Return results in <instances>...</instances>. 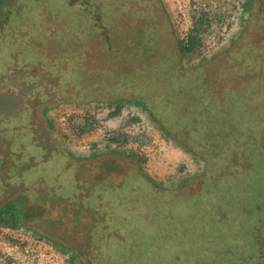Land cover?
I'll return each mask as SVG.
<instances>
[{
  "label": "rangeland",
  "instance_id": "1",
  "mask_svg": "<svg viewBox=\"0 0 264 264\" xmlns=\"http://www.w3.org/2000/svg\"><path fill=\"white\" fill-rule=\"evenodd\" d=\"M12 1L14 0L10 2ZM60 1L61 6L55 0H49V3L45 1L30 3L24 14L31 17L34 22L31 25L34 27L28 31L25 44L20 46L19 43L18 47V43L7 40L1 47L0 101L4 103V107L0 112L4 114L5 108L13 105L15 98L22 104V99L25 100L28 95H33L34 89L38 90L36 83L30 81L28 75L8 74L10 51H17L20 48L28 61L43 60L47 65H50L48 62H54L53 65H56V70L59 69V72L63 71L61 68L67 65L69 69L65 70V80L76 83L80 81L88 86L85 85L86 88L79 86L81 91L76 93L75 98L39 106L37 110L39 119L47 127L50 142L45 145L52 144L65 155L64 173L70 180L73 178L74 166L77 167L76 172H80L82 178L89 176L88 174L92 178L94 174L90 171L95 169V165L92 164V167L82 165L89 164L98 158L114 156L133 163L138 176L147 179L152 189L164 193L158 194L156 198L161 200L160 196L164 195V201L169 204L161 209V203L156 205L154 199L137 211L131 210L133 217L127 225L138 226L141 236L146 234V240L147 235L152 234L156 229L158 221H156L155 213L157 211H160L162 216H175L189 210L192 201L185 195L189 190L197 189L198 182L207 176L209 165L206 158L214 156L212 151L205 153L199 151L200 149L195 148L191 145L192 143L173 133L158 118L152 101V98L156 96L165 95L173 98L174 101L177 100L181 107L186 105H184V99L173 94L174 91L166 82L165 76L160 77L157 82L150 83L147 73L150 65L155 62L149 60L157 59L158 62V59L175 55L169 63L175 68L177 66L181 75L205 65H214L226 50L238 42L241 32L252 27L253 18L257 12V1L159 0L157 32L153 31L158 34L146 37V41L144 40V44L148 46L144 49L145 54L143 57L140 53L137 54L141 62L132 58L129 51L136 49L137 44L133 39L127 40L123 31L110 30L111 46H106L102 36L95 32L87 9L76 5L69 8L64 3L65 0ZM15 3L18 9L24 5L20 0H15ZM87 6L91 7V5ZM56 24L58 28L53 33L52 39L50 30ZM189 39L193 40V49L184 51L179 58L176 56L179 47L185 45ZM128 62L133 64L134 72L131 75L123 74L127 67H130ZM71 68L76 69L74 71L76 74L69 71ZM140 86L145 87L141 89ZM33 87L35 88L32 89ZM31 89L32 92H30ZM44 89L46 92L50 91L49 87ZM42 91L43 89H40L39 96L43 95ZM34 96L38 98L37 95ZM216 123L217 121L214 124L211 121L208 128H215ZM5 127L3 125V129ZM257 130L261 131L262 128L258 125ZM7 138V136L0 137V154L6 152L9 156L8 153H13L15 148H12ZM214 142L208 144L212 146L216 144ZM202 144L204 146L206 143ZM211 165L215 171L213 178L216 179L223 168L213 161ZM228 167L226 168L230 171V166ZM236 174L233 173L230 176L234 184L239 181ZM18 192L14 187L7 195L12 197ZM16 196L12 198L15 209L25 210L30 193ZM5 199L6 196L0 198V205ZM210 201L214 202L215 217L213 218L216 225L222 227L223 223L228 226L226 222L229 221L228 213L225 212V208L218 211L220 206L218 190L211 194ZM86 203L89 207L94 206H90L92 203L90 205ZM47 204L49 205L43 206V208H49L47 218L50 216L53 219L56 216L62 218L61 226L63 227H54L55 232L62 234L66 228L71 230L65 232V236L62 235L68 245L65 246L40 232L38 228L31 227L28 224L31 218L25 222L18 221L15 225L4 218L2 222L0 221V264H90L91 257L87 254L89 250L86 240L95 242L93 247L95 255L104 252L102 247H106V244L101 246L99 240L103 236L99 234L100 231L95 232V226L92 229L94 231L87 234L88 221L79 219V226L73 229L68 204L58 203L50 198ZM74 204L79 205L77 202ZM59 206L62 208L60 216L57 214ZM238 207L235 208L238 209ZM85 215L91 214L84 213L82 217ZM43 216L44 214L39 215L37 220H42ZM91 216L95 221V217ZM164 219L167 218L164 217ZM261 219L264 223V217ZM245 222L246 219L239 216L237 226H242ZM123 231L125 230H121L125 233ZM104 238L108 243V235ZM218 240L220 243L221 238L216 237L215 242ZM224 240L230 246L236 244L239 246L240 243L246 247V237L243 235L226 237ZM75 249L83 250L86 256H82ZM191 255L195 260L199 258L196 252H192ZM228 257L229 253L222 255V263L228 261Z\"/></svg>",
  "mask_w": 264,
  "mask_h": 264
},
{
  "label": "trees",
  "instance_id": "2",
  "mask_svg": "<svg viewBox=\"0 0 264 264\" xmlns=\"http://www.w3.org/2000/svg\"><path fill=\"white\" fill-rule=\"evenodd\" d=\"M23 1L28 8V5L34 3L35 0ZM14 5L9 8L10 6L5 0H0V28L4 30L3 44L7 40L13 42L17 40V37L22 38L23 31H27L31 27L22 21L21 17L20 20H14L18 14L13 9ZM27 20L29 24L34 23L29 18ZM106 23L107 21L102 18H95V32L102 36L106 46H111L109 35L111 29ZM8 31H10L9 36L6 34ZM193 45V40L189 39L185 45L180 46L179 58L184 51L192 50ZM19 54H21L20 50L11 52V58L17 61L16 55L19 56ZM173 58H170L168 62ZM170 63L168 64L170 68L165 71L167 83L174 91L173 94L184 99L186 106L181 107L182 105L178 104L177 100L174 101L173 98H168L165 95L156 96L152 98L156 115L173 133L186 139L188 143H192L191 145L200 149L199 151L202 153L211 151L214 153L211 158H206L209 171L207 176L198 182L197 189L189 190L185 195L192 201L186 213L176 214L167 220L163 218L160 211L155 213L158 224L156 223L155 231L147 235L146 240V234L141 236L138 226L129 227L125 225L127 222L123 225L125 233H122L120 229L115 231V227L112 225H104L103 222L96 219L98 215H101L100 207H90L89 212L95 217V232L96 230L100 231L99 234L103 236L99 242L101 245L106 244V247H103L104 252H100V258L103 259V263L100 264H243V259L248 256H252V260H245V264H264V223L261 221V218L264 217V130H257V116L253 115L255 113H251L250 109L245 110L239 104V102H248V99L242 98L237 102L231 95L223 99L226 103L223 102L222 105L219 97L220 91H217V94L211 93L215 89L214 85L211 86L203 79L193 87L188 81H185L183 78L185 76L181 75L180 71ZM55 66L51 64L50 68L54 71L56 70ZM145 67L147 69V66ZM161 67V63L157 61L150 65L147 74L151 84L154 81H159ZM58 72L59 69L55 73ZM51 74L49 73V75ZM33 75L37 77L39 83L41 82L39 86L42 88L54 85V89L57 85V83L47 82L46 79L41 81L43 74L38 71ZM204 75H206L204 70L198 71L193 79L202 78ZM140 87L142 89L145 86ZM211 121L213 124L217 121L215 124L217 126L209 129ZM213 141L216 144L212 146L208 144ZM202 143L206 144L203 146ZM13 144L12 148H15L19 143ZM20 147H22L20 150H24L25 144L20 143ZM20 156L21 153L12 155L9 153V157L2 160L0 163V186H2V181L3 183L7 181L8 183L12 181L21 183L24 188L16 195L31 192V198L36 203L48 206L50 197L47 193L38 194L43 183H31L32 188L28 189L27 179L22 168L24 165L26 166V162L21 160ZM212 161L223 168L221 169L222 173L217 172L216 179L213 178L215 171L211 165ZM231 164L234 166L232 167ZM228 166H230V171H228ZM18 171L19 173H17ZM233 173H238L236 174L239 178L238 183L234 184L230 180ZM6 176L8 177L6 178ZM84 187L86 186L84 185ZM2 189L0 197L6 196V199L0 205V221L2 222L5 218L12 225H15L20 218L27 221L30 217L31 207L22 211L14 210L12 198L16 195L12 197L7 195L11 190L9 184H5ZM217 190L220 193L218 211L225 208V212L228 213L229 221H226L228 226L222 223L224 227L216 225L215 218H213L215 217V206L214 202L210 201V197ZM184 201L187 200L184 199ZM55 202L59 201L55 200ZM156 202L161 203V200L157 199ZM88 203L89 205L92 203L90 206L94 205L93 202L88 201ZM236 206H239L238 209L235 208ZM61 209V206L57 207L58 215L61 214ZM83 211L84 209L76 208L72 216L75 220L81 219L88 223L92 221L91 215L81 216ZM32 212V214H37L33 210ZM46 216V214L43 216L45 222H47ZM239 216L246 219L242 226H237ZM76 217L79 218L76 219ZM49 221L47 223L51 224L52 220ZM165 221L168 222L165 224ZM89 226L92 228L91 224ZM87 230V234L94 231ZM105 235H108V243L104 238ZM236 235L246 237V247L237 244L230 246L225 242V237ZM216 237L221 238L220 243L219 240L215 242ZM244 248H249L251 252L259 250L256 259L255 253L247 252L249 254L243 256ZM192 252H196L199 258L195 260L191 255ZM227 253H229L228 261L222 263L221 257ZM96 261L98 262V260Z\"/></svg>",
  "mask_w": 264,
  "mask_h": 264
},
{
  "label": "flooded vegetation",
  "instance_id": "3",
  "mask_svg": "<svg viewBox=\"0 0 264 264\" xmlns=\"http://www.w3.org/2000/svg\"><path fill=\"white\" fill-rule=\"evenodd\" d=\"M5 1L7 5L10 6L9 8L15 4L14 9L18 14L16 13L17 17L14 20H18L21 17L20 19H22V21L31 25L27 20V18L31 19V17L24 14L25 10L28 9L27 4H24L18 9L16 7L15 0L12 2H10L11 0ZM44 1L49 3V0H35L33 2L41 3ZM256 1L257 12H255V18H253L252 27H248L241 32L238 42L233 44L230 49L226 50L225 54L217 61V63H214V65H205L200 68L190 70L183 78L193 87H195L196 84L198 85L203 79L210 83L211 86L214 85L215 89L214 91H211V93L217 94V91H220L219 97L222 105L223 102L226 103L223 99L226 97L228 98L231 95L235 97L237 102L242 98L248 99V102H239V104H241L242 108L245 110L250 109L251 113H255L253 115L257 116V126L259 125L262 130H264V0ZM55 2L60 4V6L62 4L60 0H55ZM159 2V0L64 1L69 8L75 7L74 5H76L80 6L82 9H87L93 28H95V18H102L107 21L108 24L106 23V25H109L111 30L123 31L127 40L133 39L137 44V48L133 51L130 50L129 52L132 54V58H136L137 62L142 61L139 57H137V54L139 55L140 53V56L143 57L145 54L144 49L148 47L144 44V40L146 41L147 39L146 37H152L158 34H155L153 31L157 32V18H159L158 13L160 12L158 11ZM87 5H91V7ZM22 10L24 11L21 12ZM3 15H5V13H3ZM33 27L34 26L31 25L27 31L24 30V36L22 38H16L17 40L14 42H16V44L18 43V47L19 43L20 46L25 44L24 42L26 38H28L29 34L28 31ZM56 27L58 28L57 24L50 30L52 31L50 33L51 38L57 29ZM6 34L9 36L10 31ZM3 41L4 30H1L0 28V50L1 47L4 46ZM18 50L21 51V54H19V56L16 55L17 61L11 58V52H16V50L10 51L9 53V63L7 65L9 66L8 74L28 75L29 80L36 83L38 90L33 87V95H28L25 100L21 98L23 101L22 104L17 98H15L14 104L9 108L6 107L7 109L5 108L6 112L4 114L0 112V137L5 138L7 136V139L9 140L8 142L12 146L14 145L13 143H19L15 147L16 150L14 149L13 153H21V160L26 162V166L24 165L22 168L25 174L24 176L27 179L28 189L32 188L31 183H43L41 184V188L38 192L47 193L49 197L51 196L50 199H54V201L57 200L63 204H68L70 206L68 208L71 215V226L73 229L77 228L80 223L79 220H75L72 216L74 213L73 211H75L76 208H80L84 209L81 216H83L84 213L90 214V207L86 202L93 200L94 202H92L94 203V207H100L101 210V215L96 217L97 220L99 219L100 222L104 223V225H112L115 227V231L118 229H120V231L124 230L123 225L126 222L127 224L130 223L129 220L133 217V214L131 215L132 211H137L139 208L147 206L148 202L150 200L154 201V199V202L157 205L158 203L156 201L157 199L159 200V198L156 197L158 194L164 193L157 191L156 189H152V185L147 179L138 176L133 163L130 161L126 162L114 156H106L95 159L89 163L90 165L88 163L83 164L82 166L87 167H92V164L95 165V169L93 168V170L90 171L94 174L93 177L91 176L92 178L89 177L90 174H88L89 176L82 178L80 176V172H76L77 167L75 168L74 166L72 168V170H74L73 178L70 180L68 175L64 173L66 169V167L63 166L65 163L64 160H66L64 157L65 155L60 152L56 146L53 145V147L52 144L45 145V143H50L48 141L47 127L41 123L42 120L39 119L40 116L37 110H39L38 108L41 105L46 106L47 104H54L67 99L75 98V96L77 97L76 93L81 91L79 86H84V88H86L88 85L80 81L76 83L72 80H65V70L69 69L67 65L65 68H61L63 71L55 73L56 71H52V68H50L51 64H55L54 62H48L50 65H47L43 60L28 61L24 58L22 49L18 48ZM176 56L180 57L179 49L178 55ZM173 57L175 58V55H168L166 59H158V62H160L162 66L160 77L165 76V71L170 68L168 67V60ZM132 58L130 57L131 61ZM149 61L155 62L157 59H150ZM127 64L130 65V67L126 66L127 70L125 71V75H131L134 72L133 64L131 62H128ZM75 70L76 69L71 68L69 71H73L71 73L76 74L74 72ZM145 70H147L146 67ZM202 70L206 72V75L196 80L193 79L195 78V73ZM36 71L43 74L41 81L42 79H46L47 82H52V84L57 83L58 86L56 85L54 89V85L49 86L50 91L46 92L44 89L46 87H40L39 85L41 82L39 83L37 77L33 75ZM49 73L52 74L49 75ZM177 73H179V71H177ZM165 78L167 79V76H165ZM30 81L28 82L29 84ZM167 81L168 80H166V82ZM32 89L30 92H32ZM40 89H43L41 92L43 95L39 96ZM34 95H37L38 98ZM1 99L3 100V97H1ZM3 107L4 103L0 101V110ZM247 112L250 114L249 111ZM3 125L6 126L5 129H3ZM20 143L25 144L24 150H20L22 148L20 147ZM13 153L10 154L12 155ZM6 157V152L4 154H0V163ZM13 159L15 160L14 157ZM112 163L114 166H109ZM17 173H19V171ZM7 177L8 176H6V178ZM1 184L0 193H2L1 191H3L2 188L5 184H9L11 189L15 187L19 192L24 188L21 183L15 181H12L11 183H8V181L3 183L2 181ZM84 185L86 187H84ZM28 193H30V199L28 198V202H26V208L29 209V207H31L29 217L31 218V221H29L28 224L31 227L38 228L40 232L67 246L68 243L64 239V236L65 232L67 233L71 230L66 228L63 230L62 234L60 233L61 235L55 232L56 229H54V227H63V225L61 226V224H63L61 217L56 216V218L53 219L50 216L47 218V222L52 220L51 224L43 221V218L42 220H37V216L42 214L47 215V213L49 214V208H43L41 204L36 203V201L31 198V192ZM151 193H153V195ZM163 196L164 195L160 196L161 209L169 205L166 201H164L165 199ZM75 202L79 203V205L74 204ZM13 209L15 210V207H13ZM32 210L37 214H32ZM168 216L169 215H163V218L166 217L169 219L171 217ZM78 218L79 217H76V219ZM19 221L25 222V220H21V218ZM156 223L158 224V222ZM90 224L92 225V228L89 226ZM93 226H95V221H89L87 228L91 230L93 229ZM86 242L88 243L87 245L89 250L87 254L91 257L89 258L90 264L103 263V259L100 258V252L95 255V251L93 250L95 242L87 240ZM239 246H244V244L240 245L239 243ZM249 250V248H244L243 256L249 253H255L254 257L256 259V255L257 253L259 254V250L255 252H251ZM75 251L79 252L82 256H86L83 250L75 249ZM247 259L252 260V256H248V258L243 259V264H245L244 261ZM95 260H98V262H95Z\"/></svg>",
  "mask_w": 264,
  "mask_h": 264
}]
</instances>
